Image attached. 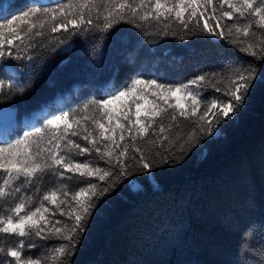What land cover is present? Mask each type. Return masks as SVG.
<instances>
[{
  "label": "trees",
  "instance_id": "obj_1",
  "mask_svg": "<svg viewBox=\"0 0 264 264\" xmlns=\"http://www.w3.org/2000/svg\"><path fill=\"white\" fill-rule=\"evenodd\" d=\"M66 2L9 0L0 21L12 19L32 6L49 7ZM211 15L209 8L205 18L215 27L216 20ZM245 22L226 17L219 20L225 31L234 23ZM138 23L139 28L120 23L109 33L97 29L75 32L71 26L69 32L45 31L42 37L26 41L34 46L20 53L25 59L0 61L9 66L0 72V78L6 81L11 78L14 85L0 93V107L17 108L14 127L17 130L12 139L22 136L24 131L42 127L51 113L76 111L94 99L119 92L137 77L181 85L207 75L208 80L200 87L189 85L206 101L215 97L228 99L225 92L229 80L235 78L233 69L237 64L255 66L258 77L241 110L222 120L216 129L218 134L204 136L198 132L201 141L190 151L182 154L177 146L167 142L160 147L159 142L151 146L138 139L135 147L145 151L151 162L150 170L136 162L140 153H134L130 147L122 158L127 165L125 174L99 199L75 254L66 257L65 264H264V72L260 71L264 69V61L228 42L236 37L225 40L211 36L191 22L187 30L172 22L167 35L162 24ZM200 23L203 25L204 18ZM252 31L256 33L254 36L241 35L240 39L255 44L258 50L264 33L255 24ZM62 40L64 43H60ZM20 47L23 49L24 45ZM28 56L32 59L28 60ZM214 86L221 90L216 91ZM15 87L26 90L21 95L15 92ZM57 96H63L59 103L54 100ZM44 105L47 111L36 118L33 127L22 122ZM183 105L188 108L187 103ZM171 112L169 108L168 113ZM176 114V122L165 114L162 123L165 126L178 123L179 127H173L168 134L174 141L182 136L179 143H183L196 127L198 116L186 120ZM206 119H214L211 112ZM160 122L157 118L152 131L158 132ZM123 134L125 140L121 143L131 145L130 134ZM74 139L86 143L78 137ZM164 156L168 157L167 163L162 161ZM85 158L98 160L94 152L78 157ZM98 162L100 167H111L103 160ZM118 172L113 167L114 175ZM90 179L101 187L107 186L96 178ZM63 183L67 185L69 201L72 193L83 186L78 174ZM53 184L59 186V178L46 177L41 191ZM27 193L32 195V189ZM56 218L72 222L66 216L59 217L58 212ZM36 243L40 247L33 248L32 254L42 255L63 241L49 239Z\"/></svg>",
  "mask_w": 264,
  "mask_h": 264
},
{
  "label": "snow or ice",
  "instance_id": "obj_2",
  "mask_svg": "<svg viewBox=\"0 0 264 264\" xmlns=\"http://www.w3.org/2000/svg\"><path fill=\"white\" fill-rule=\"evenodd\" d=\"M209 8L211 19L216 20L215 27L205 18ZM224 17L247 22L234 23L225 31L219 23ZM202 18L203 25L200 23ZM138 22L162 24L165 35L172 22H177L185 30L191 22L198 28L202 27L208 35H218L225 40L236 37L228 42L234 46L240 45L239 51L264 61V41L257 50L255 44L240 39L241 35L249 37L256 34L252 31L253 24L264 33V0H67L55 6H32L20 15L0 22V61L25 59L20 53L34 46L26 41L42 37L45 31L69 32L71 26L75 32L97 29L109 33L120 23L139 28L141 23ZM180 38L184 39L183 36ZM20 45H24L23 49ZM27 59L31 60L32 57L28 56ZM8 67L7 64H0V72ZM233 70L235 78L229 80L225 92L227 100L215 97L206 101L189 87H200L202 82L208 80L207 75L197 76L189 84L181 85H168L156 79L137 77L119 92L94 99L76 111L51 113L42 127L24 131L22 136L14 140L12 133L16 128L0 133V264H49L50 260L52 264H65V258L75 254L99 199L125 174L127 165L122 158L128 154L130 147L134 153H140L136 162L143 169L150 170L151 162L145 151L135 147L138 139L151 146L159 142L160 147H165L167 142V145L177 146L183 154L200 143L201 135L198 132L212 136L222 120L234 117L241 110L253 81L258 77V70L255 66L243 64L235 65ZM260 71L264 72V69ZM10 81L11 78L9 81L0 78V93H4L6 87L13 88ZM153 88L155 91L151 92L152 99H149L148 90ZM25 90L24 87H15V92L21 95ZM215 90L221 89L215 87ZM177 93L188 104V108L180 100L175 105L169 103ZM125 98L127 102L113 107L117 101ZM132 106L136 109L135 121L131 115ZM169 108L172 109L171 113H168ZM210 112L213 120L206 119ZM176 113L186 120L198 116L194 122L196 127L187 134L183 143H179L182 136H177L174 141L168 134L173 127H179L178 123L167 126L162 123L165 114L170 121L176 122ZM7 115L14 119L12 113ZM157 118L161 121L158 132L152 131ZM117 129L120 130L119 140L114 135ZM125 132L130 134L131 145L121 143L125 140ZM149 136H156L157 139L147 140ZM74 137L86 143L82 144ZM93 152L98 157L97 161L78 159L90 156ZM156 154L160 155L159 151ZM132 158L135 159V156ZM176 159L179 161V157ZM99 160L111 167H100ZM162 161L167 163L168 157H162ZM113 167L119 169L115 175ZM66 173L73 176L67 177ZM77 174L83 186L72 193L71 201L75 202L72 204L67 199V185L63 181L73 179ZM48 176L59 178L60 185L53 184L41 191V185ZM90 178H96L107 186L101 187ZM28 189H32V195H28ZM37 193L40 194L38 197ZM45 202L52 207L46 206ZM57 212L59 217L66 216L72 222L66 223L56 218ZM49 239L61 240L63 243L42 255L32 254L33 248L40 247L37 240Z\"/></svg>",
  "mask_w": 264,
  "mask_h": 264
},
{
  "label": "rangeland",
  "instance_id": "obj_3",
  "mask_svg": "<svg viewBox=\"0 0 264 264\" xmlns=\"http://www.w3.org/2000/svg\"><path fill=\"white\" fill-rule=\"evenodd\" d=\"M8 1H9V0H2V1H1V3H0V17H1V13H2V11L5 10ZM39 1H40V2H46V1H48V0H39ZM2 21H3V19H2L0 22H2ZM152 91H155V89L153 88V89H149V90H148L147 95H148L149 99H152V96H151V92H152ZM62 99H63V96H57L56 99H54V100H55V102L59 103V102H61ZM177 100H180V102H181L182 104H184V101L181 99V96H180L179 93L173 95V96L171 97V99L169 100V103L174 104V103H176ZM124 102H127L126 98H125L124 100H122V101H117L116 104H115L113 107H119V105H120L121 103H124ZM140 103H143V101H140ZM160 103L163 105V101H160ZM42 107H45V108H46V105H44V106H42ZM144 107L147 108L148 105L145 104ZM135 111H136L135 106H132V108H131V115H132V119H133V121H135V119H136V117H135ZM30 115H31V114H30ZM30 115L24 117V118L22 119V122H23L26 126L33 127L32 124L34 123V121H33V122L31 123V125H30V123H29L30 121L28 120V118L30 117ZM26 118H27V119H26ZM141 118H143V110L141 111ZM16 123H17V121H15L13 124L9 125L8 129H6V130L8 131V130L14 128V127L16 126ZM124 123H127V122H124ZM0 126H1V125H0ZM114 135H115V138H116V139H119L120 130L117 129V132H116Z\"/></svg>",
  "mask_w": 264,
  "mask_h": 264
},
{
  "label": "water",
  "instance_id": "obj_4",
  "mask_svg": "<svg viewBox=\"0 0 264 264\" xmlns=\"http://www.w3.org/2000/svg\"><path fill=\"white\" fill-rule=\"evenodd\" d=\"M64 47L67 48V47H69V45H65ZM43 108L44 107L41 106V108L36 110L35 113L41 112ZM7 113H12L14 119H10L8 117ZM16 118H17V108L15 106H1L0 107V125L1 126L9 127V125L13 124L16 121Z\"/></svg>",
  "mask_w": 264,
  "mask_h": 264
},
{
  "label": "bare ground",
  "instance_id": "obj_5",
  "mask_svg": "<svg viewBox=\"0 0 264 264\" xmlns=\"http://www.w3.org/2000/svg\"><path fill=\"white\" fill-rule=\"evenodd\" d=\"M41 111V110H40ZM47 111V106H46V108L44 107L43 109H42V111L41 112H38V113H35V112H33L31 115H30V117L28 118V120L30 121L29 123H30V125H31V123L34 121V123H35V120H36V118L38 117V116H40V115H42V114H44L45 112ZM38 114V115H37ZM34 123L32 124V126L34 125ZM6 129H8V127H3V126H0V133H6V132H8Z\"/></svg>",
  "mask_w": 264,
  "mask_h": 264
}]
</instances>
